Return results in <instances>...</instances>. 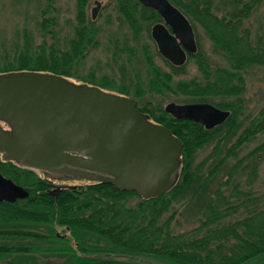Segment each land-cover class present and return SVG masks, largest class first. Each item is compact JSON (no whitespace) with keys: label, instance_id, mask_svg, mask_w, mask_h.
Returning a JSON list of instances; mask_svg holds the SVG:
<instances>
[{"label":"trees","instance_id":"16d2710c","mask_svg":"<svg viewBox=\"0 0 264 264\" xmlns=\"http://www.w3.org/2000/svg\"><path fill=\"white\" fill-rule=\"evenodd\" d=\"M170 1L188 17L194 33L196 24L203 28L213 51L225 63L211 62L195 33L197 50L188 52L187 59H194L199 77L174 80L173 74L182 71L186 62L175 65L163 57L169 66L165 69L155 62L146 44L143 59L148 75L144 80L138 77L134 86L133 82L116 83L106 75L79 73L75 66L98 43L99 25L87 16L88 0H76L75 23L69 35L61 37L55 28L56 17L47 15L41 20L38 42L24 33L21 43L2 46L0 72L50 71L130 95L140 110L181 139L182 148L175 183L148 198L102 181L63 185L55 196L49 192L46 178L0 157V171L29 191L16 202L0 205V264H33L27 261H36L32 255L39 249L45 256L42 264H145L130 258L143 254L165 256L169 264H245L264 255V190L242 188L237 179L244 175L250 184L264 157V138L239 153L243 144L264 133L263 109L245 123L239 118L244 72L250 66L264 65V14L255 33L247 23L262 0ZM52 5L49 0L44 10ZM116 11L134 39L143 30L149 35L150 26L162 20L154 8L139 0H116ZM144 92L182 94L189 101H208L230 113L207 128L200 121L172 116L159 102H142ZM207 144L210 152L195 161L196 152ZM129 194L141 197L128 205L125 199ZM189 200L198 204L201 217L193 228L174 233L170 222L175 209L165 213L173 203L187 204ZM236 212L240 214L234 216ZM59 226L65 233L58 231ZM75 249L102 250L109 256L79 255Z\"/></svg>","mask_w":264,"mask_h":264},{"label":"water","instance_id":"95a60500","mask_svg":"<svg viewBox=\"0 0 264 264\" xmlns=\"http://www.w3.org/2000/svg\"><path fill=\"white\" fill-rule=\"evenodd\" d=\"M162 20L150 33L160 54L175 65L197 50L194 28L170 0H139ZM100 2L92 7L95 18ZM172 116L210 128L230 111L208 101L170 100ZM5 124V125H3ZM182 141L140 110L127 94L76 81L62 74L18 69L0 72V154L21 166L65 172L133 189L144 198L167 191L178 178ZM49 192L57 196L59 187ZM28 190L0 172V199L25 197Z\"/></svg>","mask_w":264,"mask_h":264},{"label":"rangeland","instance_id":"374dc122","mask_svg":"<svg viewBox=\"0 0 264 264\" xmlns=\"http://www.w3.org/2000/svg\"><path fill=\"white\" fill-rule=\"evenodd\" d=\"M100 5L96 11L94 20L99 25L98 43L93 46L86 56L75 66L79 73L93 72L97 77L106 75L109 79L116 83L133 82L140 79H145L148 75V68L143 59V46H149L150 52L157 64L165 69L169 66L164 61L163 56L157 53L156 44L151 36L150 30L148 33L143 30L139 38L134 39L128 24L120 19L116 11V0H98ZM49 0H0V51L2 46H11L15 43H21L24 39V33H27L34 41L41 39V20L47 15L56 17L55 28L58 29L61 37L69 35L75 23L76 0H51L52 8L45 11ZM96 5V0H88L86 13L91 17L92 7ZM45 11V12H44ZM264 0L254 10L247 23L251 26L252 32L255 33L259 26L263 24ZM53 28V24L48 25ZM151 27V26H150ZM195 33L198 38L200 47L209 56L211 62L225 63V60L218 53H215L212 48V42L204 32L200 25L195 26ZM131 45V46H130ZM129 46L131 49H121V47ZM2 58V57H1ZM185 67L177 74H173L174 80L189 78L192 76H200V72L193 58L186 59ZM245 90L242 94V113L239 118L245 123L248 117L259 113L260 109L264 110V65H253L248 67L244 72ZM74 79V78H72ZM75 80V79H74ZM77 81V80H76ZM94 84V83H93ZM144 101L159 102L163 107L170 100L177 102H185L187 97L182 94L173 92H165V94L144 92ZM264 138V133H259L257 137L245 143L240 148V154L245 153L261 139ZM211 145L207 144L199 148L196 152L195 161H200L210 152ZM34 172L37 176L47 178V176L39 171ZM55 183L66 184H87L90 181L77 178L56 176L50 177ZM242 188H251L254 191L264 190V157L260 161L256 176L249 184L246 182V176L237 177ZM226 192V191H225ZM140 195L129 194L125 201L128 205L135 204ZM175 209L172 220L170 222L171 230L175 232L185 231L193 228L198 223L201 217V209L193 200L177 201L172 204L171 208L165 213L169 214ZM240 212L233 215L236 216ZM60 233H65L62 226L58 227ZM198 235V234H197ZM233 242V241H232ZM229 245V242H227ZM48 252V251H47ZM50 255V254H46ZM27 262L33 264H42L44 261L43 255L35 253ZM165 256L156 254H143L135 257H130L133 260L143 262L145 264H169L166 262ZM51 257H48L50 259ZM55 259L58 260L57 257ZM60 261V258H59Z\"/></svg>","mask_w":264,"mask_h":264},{"label":"flooded vegetation","instance_id":"af4514ba","mask_svg":"<svg viewBox=\"0 0 264 264\" xmlns=\"http://www.w3.org/2000/svg\"><path fill=\"white\" fill-rule=\"evenodd\" d=\"M96 17V16H95ZM94 19V18H92ZM196 40V39H195ZM82 82V81H81ZM105 89V88H104ZM111 91V90H110ZM5 125V124H3ZM0 157H1V154H0ZM34 171V168H30ZM36 170V169H35ZM41 172H43L46 176H47V180L50 182V188H55L54 190L56 191V189L59 187V190L61 189V187L63 185H71V184H60V183H55L54 181L51 180L50 177H56V176H65V177H77V178H83V179H86V180H89L91 182H99V181H102V182H106V181H103V180H99L97 178H94V177H97V176H102V177H106V175H103V174H99L98 172L96 173H88L87 176H78V175H75V174H69V173H65V172H45L44 170H40V169H37ZM4 176L8 177L7 175H5L2 171H0ZM91 175H94V177H91ZM97 175V176H96ZM10 178V177H9ZM13 180V179H12ZM16 182V181H15ZM17 183V182H16ZM111 183V182H110ZM19 184V183H18ZM113 184V183H112ZM21 185V184H20ZM72 185H75V184H72ZM76 185H81V183H77ZM115 185V184H114ZM24 187V186H23ZM118 187V186H117ZM119 188V187H118ZM29 192V191H28ZM19 198H22V197H17L15 198L14 200H7L5 198L3 199H0V205L3 206L4 204L8 203V204H11L13 202H16L18 201ZM50 252V251H49ZM55 252H58V250H52V253H55ZM74 253L76 254H79V255H89V256H99V257H102L103 259L108 257L109 254L108 252L106 251H102V250H92V249H85V250H82V249H75L73 251ZM34 254L36 253H39L40 255H43V251L42 250H35L33 252ZM264 255H259V256H256L254 258H251V259H248L245 264H264Z\"/></svg>","mask_w":264,"mask_h":264}]
</instances>
